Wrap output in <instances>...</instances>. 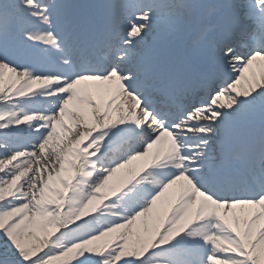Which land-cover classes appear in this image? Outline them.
<instances>
[{
	"label": "snow or ice",
	"instance_id": "1",
	"mask_svg": "<svg viewBox=\"0 0 264 264\" xmlns=\"http://www.w3.org/2000/svg\"><path fill=\"white\" fill-rule=\"evenodd\" d=\"M0 264H264V0H0Z\"/></svg>",
	"mask_w": 264,
	"mask_h": 264
}]
</instances>
